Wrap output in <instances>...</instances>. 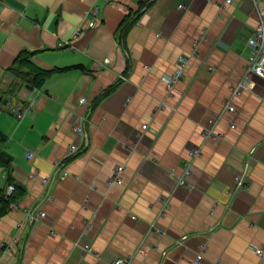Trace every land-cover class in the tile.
Segmentation results:
<instances>
[{
	"label": "crops",
	"instance_id": "1",
	"mask_svg": "<svg viewBox=\"0 0 264 264\" xmlns=\"http://www.w3.org/2000/svg\"><path fill=\"white\" fill-rule=\"evenodd\" d=\"M144 2L145 22L120 37L124 18ZM257 22L253 0H0L2 93L23 50L37 52L34 62L48 70L85 67L53 74L40 90L24 85L0 103V152L12 157L24 191L0 218V264L124 256L130 264H192L202 246L198 264H264L253 251H264V79L251 75L249 87L232 91L244 79ZM181 55L188 63L167 96L163 78ZM82 97L89 107L78 104ZM75 115L85 116L86 148L68 155ZM208 130L214 136L204 138ZM193 145L200 154L187 184L176 186ZM118 165L124 183L109 186ZM243 171L248 187L235 191ZM6 176L0 169V188ZM27 210L46 216L35 224ZM82 236L92 252L76 245Z\"/></svg>",
	"mask_w": 264,
	"mask_h": 264
},
{
	"label": "built area",
	"instance_id": "2",
	"mask_svg": "<svg viewBox=\"0 0 264 264\" xmlns=\"http://www.w3.org/2000/svg\"><path fill=\"white\" fill-rule=\"evenodd\" d=\"M231 0H226L227 3H230ZM254 8L256 9L258 13V22L256 27L254 28L251 36L247 40V45L250 48V55L247 60V64L245 66V72H244V79L242 80L241 83L235 88H233V94L238 95L240 93V90L242 87H249L251 84L249 83L248 77L251 75H256L262 79H264V2L262 0H253ZM97 10H93V14L96 15ZM145 17L143 19L139 20V23H144L145 22ZM88 26L90 28L95 26V21H90L88 23ZM61 45V44H59ZM189 57L181 55L178 58V68L174 72L173 75H167L163 78L166 89H167V96H171L172 94V89L175 85V83L182 78L183 70L186 67L188 63ZM106 63H108V60H106ZM79 105H85L89 107V102H87L85 97H82L78 100ZM165 103H162L158 108H164ZM225 109L228 111L233 112L234 108L233 106L226 104ZM14 113L17 115V117L21 116L22 112L20 108H13ZM84 121H85V116H77L75 115L74 119L70 120V126L72 131L75 133V138L72 143L68 145L67 148V154L72 155L77 152L82 151L83 149L86 148V144L84 142L86 138V132L84 130ZM143 130L148 129V126L145 124L142 126ZM214 134L208 130L203 133L204 138H211L213 137ZM188 152V161L185 163V171L182 176L176 179V186H185L187 184L186 178L188 175H190V167L192 164V161L197 158L200 154V148L193 146H189L187 148ZM252 151H250L249 156H252ZM34 155L33 152L29 151L27 153V158L30 159ZM248 166V162H245V169ZM124 171L123 166L118 165L113 168L111 176L108 178V185H122L124 183V178L122 176V173ZM246 174V171H243L241 173L235 174L234 176V182H235V191L241 190V189H246L248 185L244 181V176ZM66 177V172L65 170L62 171L57 177V181L63 180ZM49 182V178H44L42 180V184L44 186H47ZM14 190L13 186H8L7 188V195H10L12 191ZM46 200L51 201L52 196L48 195ZM159 200L163 203L164 206H166L168 198L165 196H160ZM162 213V212H161ZM26 219L31 220L32 223L38 224L42 222V220L45 218L46 214L44 212L39 211L36 215L33 214L31 211L27 210L25 212ZM23 223L19 224L21 227ZM88 225V223L86 224ZM76 245L81 247L84 252H92V248L90 245V241L85 237L82 236L77 242ZM206 250V246H202L200 248V252L196 254L194 261L192 264H198L202 259H203V254ZM253 251L257 254V256L262 257L263 256V249H253ZM139 254H143L144 252L142 249H139L138 252ZM132 259V256H124V257H119L114 259L110 264H130V261Z\"/></svg>",
	"mask_w": 264,
	"mask_h": 264
},
{
	"label": "trees",
	"instance_id": "3",
	"mask_svg": "<svg viewBox=\"0 0 264 264\" xmlns=\"http://www.w3.org/2000/svg\"><path fill=\"white\" fill-rule=\"evenodd\" d=\"M146 3L139 4V9L137 11H130L128 15L124 18L119 27V35L123 37L124 34L130 29L132 25L138 22L143 14H141L140 9L145 7ZM37 52H29L27 50L21 51L18 56L14 59L12 64L6 69V72L13 76V81L9 87L7 93H2L0 91V97L6 99L8 95L10 97H15L20 89L26 85L33 89H41L44 83L55 73H62L68 70L77 68L85 70L84 66H69L64 68H53L51 70L41 68L34 62V57ZM109 93V92H108ZM103 94L101 97H103ZM100 97V98H101ZM2 101L0 100V103ZM7 139L0 132V143L4 144ZM12 157L4 152H0V169H4L7 173L6 183L0 188V218L7 214L9 207L18 198L24 195V191L14 183L12 176ZM8 186H13L14 190L10 195H7Z\"/></svg>",
	"mask_w": 264,
	"mask_h": 264
},
{
	"label": "water",
	"instance_id": "4",
	"mask_svg": "<svg viewBox=\"0 0 264 264\" xmlns=\"http://www.w3.org/2000/svg\"><path fill=\"white\" fill-rule=\"evenodd\" d=\"M27 88L33 89V88L29 87V86H27ZM0 100L3 102V104H7V99H2V97H0Z\"/></svg>",
	"mask_w": 264,
	"mask_h": 264
},
{
	"label": "bare ground",
	"instance_id": "5",
	"mask_svg": "<svg viewBox=\"0 0 264 264\" xmlns=\"http://www.w3.org/2000/svg\"><path fill=\"white\" fill-rule=\"evenodd\" d=\"M226 3H227V2H226ZM246 64H247V63H246ZM242 88H244V87H242ZM242 88H241V89H242Z\"/></svg>",
	"mask_w": 264,
	"mask_h": 264
},
{
	"label": "rangeland",
	"instance_id": "6",
	"mask_svg": "<svg viewBox=\"0 0 264 264\" xmlns=\"http://www.w3.org/2000/svg\"><path fill=\"white\" fill-rule=\"evenodd\" d=\"M148 126V124H146Z\"/></svg>",
	"mask_w": 264,
	"mask_h": 264
}]
</instances>
